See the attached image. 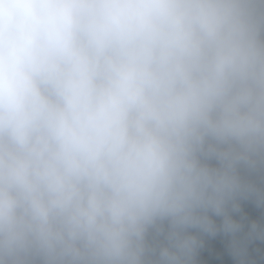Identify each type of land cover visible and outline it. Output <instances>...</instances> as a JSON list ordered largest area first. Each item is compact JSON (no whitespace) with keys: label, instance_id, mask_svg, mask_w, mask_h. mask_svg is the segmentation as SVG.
<instances>
[{"label":"clouds","instance_id":"obj_1","mask_svg":"<svg viewBox=\"0 0 264 264\" xmlns=\"http://www.w3.org/2000/svg\"><path fill=\"white\" fill-rule=\"evenodd\" d=\"M241 167L264 0H0V264H192Z\"/></svg>","mask_w":264,"mask_h":264},{"label":"trees","instance_id":"obj_2","mask_svg":"<svg viewBox=\"0 0 264 264\" xmlns=\"http://www.w3.org/2000/svg\"><path fill=\"white\" fill-rule=\"evenodd\" d=\"M208 162L218 166L214 159ZM239 173L253 191L230 201L225 214L208 213L213 232L187 230L198 242L192 264H264V168L250 171L241 167ZM226 218L237 225L234 230L225 229ZM148 241L152 245L166 243L164 234L155 231L150 232Z\"/></svg>","mask_w":264,"mask_h":264}]
</instances>
